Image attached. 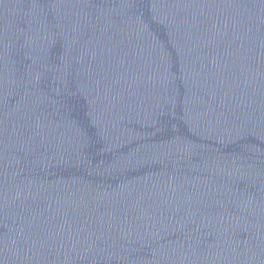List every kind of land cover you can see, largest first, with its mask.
I'll return each mask as SVG.
<instances>
[{"label": "water", "instance_id": "1", "mask_svg": "<svg viewBox=\"0 0 264 264\" xmlns=\"http://www.w3.org/2000/svg\"><path fill=\"white\" fill-rule=\"evenodd\" d=\"M0 264H264V0H0Z\"/></svg>", "mask_w": 264, "mask_h": 264}]
</instances>
